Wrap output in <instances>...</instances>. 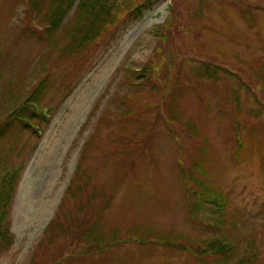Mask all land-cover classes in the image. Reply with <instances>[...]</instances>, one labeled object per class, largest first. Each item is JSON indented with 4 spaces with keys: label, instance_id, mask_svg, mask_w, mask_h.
Returning <instances> with one entry per match:
<instances>
[{
    "label": "rangeland",
    "instance_id": "obj_1",
    "mask_svg": "<svg viewBox=\"0 0 264 264\" xmlns=\"http://www.w3.org/2000/svg\"><path fill=\"white\" fill-rule=\"evenodd\" d=\"M34 19L25 0H0V118L22 101L10 87L51 79L37 133L2 144L1 176L19 173L0 264H203L193 244L228 224L264 264V0H148L65 60L53 43L66 44L72 11L50 42ZM146 66L150 79L132 77ZM192 161L195 189L227 196L224 216L188 193L178 163Z\"/></svg>",
    "mask_w": 264,
    "mask_h": 264
},
{
    "label": "trees",
    "instance_id": "obj_2",
    "mask_svg": "<svg viewBox=\"0 0 264 264\" xmlns=\"http://www.w3.org/2000/svg\"><path fill=\"white\" fill-rule=\"evenodd\" d=\"M147 4L148 0H139L136 5L131 3L130 0H25L26 22L33 24L34 27L36 21L34 19V14H38L40 22L42 21L45 23V39L47 42H50L57 31L62 27L63 21L72 11L71 24L66 27L64 32L65 36H67L66 44L57 45L55 43V45L53 43V49L58 52L59 58L65 60L69 56L83 54L88 48L102 40L113 27H117L124 18H137V16L141 15L142 10L146 8ZM173 36V32H166L158 35L161 42L165 41V46L168 43L173 42ZM81 57H83V55ZM4 60L6 61V55L4 54V56L1 57L0 53V67L4 66ZM149 67L150 66H146L139 71L132 72L135 73L132 77L135 79H150L151 77L149 74L153 70H149ZM203 69L208 70L207 68ZM131 79L132 78L130 77L129 85L132 88L139 85H134L131 82ZM50 83V75L48 78H40L39 83L35 87H32V85L31 87L29 85L26 87L23 80L20 82L17 91L19 97L13 94L14 87H10L11 95L8 94V100L16 98V102H19L20 100L22 101H20L19 105L17 104L15 106L16 108L0 118V156L3 155L2 153L4 149L2 144L4 140L9 136H13L15 129L18 131H23L24 129L32 130L34 129V124H37L44 119L40 102L49 92L51 87ZM167 114L173 117L171 109H167ZM182 125L184 126L183 123ZM34 133H36V129H34ZM236 140L240 144V138L237 137ZM178 168L181 170L180 172L184 178L188 193L193 195L194 198L204 200L201 195V193L204 192V194L207 195V198H209L208 202L214 207H216L219 202H228L227 196L215 195L203 190L204 183L200 180H197L202 183L200 189H195L198 185L194 182L196 181V176H194L192 172L197 169H202L199 164L192 161L188 167L183 168L178 163ZM186 172L187 175H185ZM18 173L19 171L17 170L10 171L2 176L0 173V254L4 253L12 243V235L9 232L7 221V209L18 182ZM193 179L195 180L193 181ZM191 184L193 185V188ZM70 188L71 186L68 187L64 197L69 193ZM72 197L78 198V195ZM225 207L226 203L223 213ZM224 215L225 213L221 216ZM216 225L218 226L217 223ZM59 226H61L59 222L52 221L48 225L47 231L52 229L56 237L61 234L66 235L68 232L65 227L63 226L64 231H62L58 229ZM229 226L230 224L224 227V230L214 227V230L218 235L209 241L203 240L201 245L193 244L190 253L203 264L207 261L211 264H258V257L257 254L254 253L255 250L253 246H250L249 253L246 249L240 250L241 239L243 241L245 239L234 235L233 229ZM49 234L50 235L47 237L49 238V241L47 242L48 244L54 240L53 234ZM111 234L115 233L113 232ZM104 237L105 236H101L99 243L95 246H89L88 250L92 251L93 249H100L99 245ZM227 238L231 241L226 240ZM247 238L248 240H251L250 237Z\"/></svg>",
    "mask_w": 264,
    "mask_h": 264
}]
</instances>
